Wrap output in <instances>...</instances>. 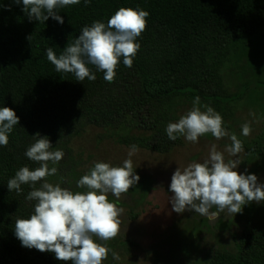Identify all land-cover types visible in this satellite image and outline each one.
Returning <instances> with one entry per match:
<instances>
[{"label": "trees", "instance_id": "trees-1", "mask_svg": "<svg viewBox=\"0 0 264 264\" xmlns=\"http://www.w3.org/2000/svg\"><path fill=\"white\" fill-rule=\"evenodd\" d=\"M121 7L150 13L136 41L141 47L133 66H124L120 58L111 83L91 64L86 66L95 81L56 72L47 49L59 57L83 27L107 24ZM22 8V0H0V108L9 107L19 117L7 146H0V264H71L23 247L14 235L15 221L30 218L35 201L26 199L31 185H21L17 193L9 192L7 182L21 167L40 166L25 156L38 139L33 136L47 137L49 150L56 151L87 125L134 124L137 131L118 136L121 143L172 150L179 140H169L165 129L178 97L198 96L218 111L239 98L226 91L221 69L237 42L264 26V0H80L56 9L63 24L51 17L30 19ZM252 144L264 154V134ZM210 264H264V230L247 229L236 252L216 249Z\"/></svg>", "mask_w": 264, "mask_h": 264}, {"label": "clouds", "instance_id": "clouds-1", "mask_svg": "<svg viewBox=\"0 0 264 264\" xmlns=\"http://www.w3.org/2000/svg\"><path fill=\"white\" fill-rule=\"evenodd\" d=\"M20 4L21 0H13ZM80 0H22V10L30 19L46 21L52 19L63 24V18L56 9L77 5ZM46 13V14H45ZM149 12L143 9L119 8L108 19L107 24L94 21L91 26L82 28L74 43L67 45L59 57L53 49H47V59L55 66L56 72L72 73L77 81L87 78L96 80L86 66L93 65L102 72L105 81L114 82L116 68L123 58L124 66L131 68L141 45L137 38L147 28ZM200 98L193 101V107L178 122L166 126L168 139L175 141L184 137L188 142L196 143L198 138L211 134L217 140L229 136L222 127L223 118L212 107L204 105L201 111ZM19 124V117L9 107L0 108V146H7L8 133ZM242 135L251 133V126H242ZM38 139L28 147L25 156L38 162L39 167L30 170L21 167L15 176L8 180L9 192L21 191V185H31L26 199L35 201L34 214L27 219L15 221L14 235L23 247L40 252L54 253L60 261L71 264H102L107 259L110 249L98 242H107L119 234L121 210L115 203L109 202L108 194L119 199L127 193L140 177L133 173L132 160L126 159L123 166H110L109 163L96 162L87 174L76 182L77 188H86L84 192L63 188L59 183L47 182V177L57 173L56 167L49 168V162L55 165L63 158L61 150L50 151L52 147L47 137ZM231 145L226 151L236 157L244 149L235 134L229 136ZM132 145L128 156L136 151ZM239 160L225 162L224 156L213 144L209 157L203 162H192L185 168L179 167L171 177L169 191L171 205L176 213L194 211L210 219L219 213H240L242 207L250 202L264 201V185L257 183L255 174H239ZM43 181L40 187L36 183ZM215 207L216 212L210 209ZM114 260L120 257L112 252Z\"/></svg>", "mask_w": 264, "mask_h": 264}, {"label": "rangeland", "instance_id": "rangeland-1", "mask_svg": "<svg viewBox=\"0 0 264 264\" xmlns=\"http://www.w3.org/2000/svg\"><path fill=\"white\" fill-rule=\"evenodd\" d=\"M223 84L230 94L239 98L228 109L220 111L212 107L223 118L222 127L235 134L242 142L243 151L236 157L230 156L226 148L231 145L229 136L217 140L210 133L188 142L184 137L168 152H157L136 147L129 157L131 146L120 142L118 136L136 130L134 124L117 128L87 125L79 133H71L62 140L59 150L64 155L51 167L57 173L47 178L53 185L84 192L76 182L96 162L110 166H123L126 159L133 163V173L139 181L117 199L108 194L109 202L121 210L120 231L114 239L103 242L110 249L102 264H210L216 249L236 252L243 233L251 228L264 230V201L250 202L240 213H219L215 218L202 216L194 211L176 213L170 202L171 177L175 170L185 168L192 162L203 163L211 146L224 156L225 162L239 160L235 171L239 174H255L257 183L264 185V154L259 155L252 142L259 141L264 134V26L252 35L243 37L227 56L221 69ZM195 99L183 95L176 99L170 122H178L192 107ZM169 122V123H170ZM249 123L251 133L242 135V125ZM211 212H216L213 207ZM120 259L114 260L112 252Z\"/></svg>", "mask_w": 264, "mask_h": 264}]
</instances>
